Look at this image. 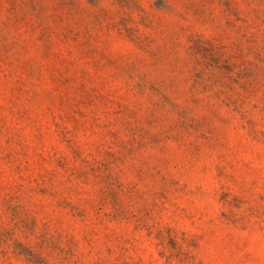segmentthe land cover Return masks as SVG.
I'll use <instances>...</instances> for the list:
<instances>
[{
	"label": "rangeland",
	"instance_id": "1",
	"mask_svg": "<svg viewBox=\"0 0 264 264\" xmlns=\"http://www.w3.org/2000/svg\"><path fill=\"white\" fill-rule=\"evenodd\" d=\"M0 264H264V0H0Z\"/></svg>",
	"mask_w": 264,
	"mask_h": 264
}]
</instances>
